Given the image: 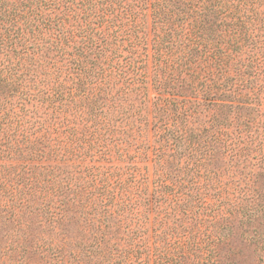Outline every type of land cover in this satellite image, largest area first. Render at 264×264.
I'll use <instances>...</instances> for the list:
<instances>
[{
  "label": "trees",
  "instance_id": "1",
  "mask_svg": "<svg viewBox=\"0 0 264 264\" xmlns=\"http://www.w3.org/2000/svg\"><path fill=\"white\" fill-rule=\"evenodd\" d=\"M0 238V264H264V0H0Z\"/></svg>",
  "mask_w": 264,
  "mask_h": 264
},
{
  "label": "rangeland",
  "instance_id": "2",
  "mask_svg": "<svg viewBox=\"0 0 264 264\" xmlns=\"http://www.w3.org/2000/svg\"><path fill=\"white\" fill-rule=\"evenodd\" d=\"M145 23H144V31L146 33V35L148 36V42H149V39H150V34H149V19L146 18L145 20ZM149 72V70H148ZM149 74V73H148ZM147 80L149 79V77L147 76L146 78ZM147 87H148V90H149V98H151V96H153V93H152V90L150 88V85L149 83H147ZM144 134V139L146 140V142H149L148 139L150 140V131H149V127H146L145 129V132H143ZM72 164V163H69L67 162V164H65V169L66 170H72L70 169L69 165ZM127 164H130V163H126V162H85L83 163V166H91V165H94L95 167L96 166H104L105 168L107 167H110L109 170L111 172L113 171H126L124 166H126ZM132 165H135L136 168L138 170H135L136 172H139V174L135 177L136 180H138L139 178H146V180H143L144 183L147 182L146 186L148 188V191L151 190V185H150V181L152 179V162L149 160V158H147L146 160H137L136 162L132 163ZM105 171V170H104ZM121 179L123 181H128L130 182V178L128 176V174L126 175L125 173H123V175L121 176ZM146 181V182H145ZM133 187L130 189V191H133ZM151 224H146L145 225V229L148 230V233H146V243L147 245L151 246V237L148 238L147 236H151V229L149 228ZM0 242L2 243L3 242V238H0ZM235 244H237V241H235ZM240 249L241 251V255H240V258L243 259L245 258L246 261L243 263V264H253L254 262H252V258L251 257H248L249 255H251V249L249 248H245L244 246H239V244L237 246H235V249Z\"/></svg>",
  "mask_w": 264,
  "mask_h": 264
}]
</instances>
